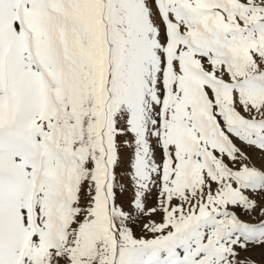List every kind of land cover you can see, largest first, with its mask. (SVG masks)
I'll use <instances>...</instances> for the list:
<instances>
[{
  "label": "snow or ice",
  "instance_id": "snow-or-ice-1",
  "mask_svg": "<svg viewBox=\"0 0 264 264\" xmlns=\"http://www.w3.org/2000/svg\"><path fill=\"white\" fill-rule=\"evenodd\" d=\"M0 264H264V0H0Z\"/></svg>",
  "mask_w": 264,
  "mask_h": 264
},
{
  "label": "rangeland",
  "instance_id": "rangeland-1",
  "mask_svg": "<svg viewBox=\"0 0 264 264\" xmlns=\"http://www.w3.org/2000/svg\"><path fill=\"white\" fill-rule=\"evenodd\" d=\"M254 258H256L257 260L260 258V256H259V252H257V253L254 255Z\"/></svg>",
  "mask_w": 264,
  "mask_h": 264
}]
</instances>
